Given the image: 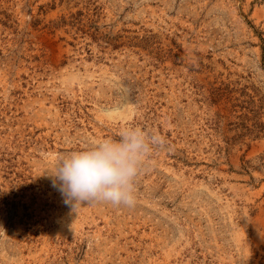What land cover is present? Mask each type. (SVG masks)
Segmentation results:
<instances>
[{
  "label": "rangeland",
  "instance_id": "rangeland-1",
  "mask_svg": "<svg viewBox=\"0 0 264 264\" xmlns=\"http://www.w3.org/2000/svg\"><path fill=\"white\" fill-rule=\"evenodd\" d=\"M127 126L135 206L65 204ZM0 264H264V0H0Z\"/></svg>",
  "mask_w": 264,
  "mask_h": 264
},
{
  "label": "clouds",
  "instance_id": "clouds-1",
  "mask_svg": "<svg viewBox=\"0 0 264 264\" xmlns=\"http://www.w3.org/2000/svg\"><path fill=\"white\" fill-rule=\"evenodd\" d=\"M164 143L155 131L127 126L116 138H102L86 149L57 156L55 171L49 175L51 186L74 209L85 202L132 208L145 162Z\"/></svg>",
  "mask_w": 264,
  "mask_h": 264
}]
</instances>
